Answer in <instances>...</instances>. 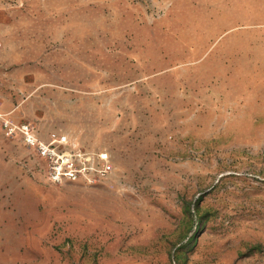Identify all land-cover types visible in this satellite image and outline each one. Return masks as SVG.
Listing matches in <instances>:
<instances>
[{
    "label": "rangeland",
    "instance_id": "obj_1",
    "mask_svg": "<svg viewBox=\"0 0 264 264\" xmlns=\"http://www.w3.org/2000/svg\"><path fill=\"white\" fill-rule=\"evenodd\" d=\"M259 12L0 0V110L112 163L55 183L0 127V264H264V25L237 27Z\"/></svg>",
    "mask_w": 264,
    "mask_h": 264
},
{
    "label": "built area",
    "instance_id": "obj_2",
    "mask_svg": "<svg viewBox=\"0 0 264 264\" xmlns=\"http://www.w3.org/2000/svg\"><path fill=\"white\" fill-rule=\"evenodd\" d=\"M0 124L7 135L15 136L20 132L25 145L33 146L35 152L46 160L48 178L58 183L62 180L89 178V174H105L112 171L108 152L98 153L97 158L81 148L71 149L66 134L54 132L48 140L42 139L29 124L16 125L0 110Z\"/></svg>",
    "mask_w": 264,
    "mask_h": 264
},
{
    "label": "crops",
    "instance_id": "obj_3",
    "mask_svg": "<svg viewBox=\"0 0 264 264\" xmlns=\"http://www.w3.org/2000/svg\"><path fill=\"white\" fill-rule=\"evenodd\" d=\"M235 1V0H234ZM262 1H264V0H262ZM264 13L263 12H259L258 13V16H255V19L254 20H251V21H249V22H246V23H243L242 25H239V26H237V27H243V26H245V25H251V24H256V25H264V15H263ZM260 15H262V17H260ZM252 19V18H251ZM238 28V29H239ZM0 127L1 128H3V126L0 124ZM8 136H10V135H8ZM10 138H15V136H10Z\"/></svg>",
    "mask_w": 264,
    "mask_h": 264
}]
</instances>
